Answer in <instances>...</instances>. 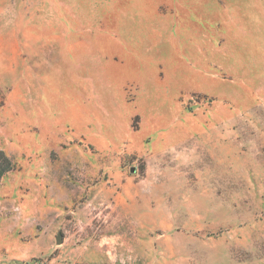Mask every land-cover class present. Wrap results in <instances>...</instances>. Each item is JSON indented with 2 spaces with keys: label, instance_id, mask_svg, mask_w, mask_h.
Here are the masks:
<instances>
[{
  "label": "rangeland",
  "instance_id": "374dc122",
  "mask_svg": "<svg viewBox=\"0 0 264 264\" xmlns=\"http://www.w3.org/2000/svg\"><path fill=\"white\" fill-rule=\"evenodd\" d=\"M0 150V264H264V0H0Z\"/></svg>",
  "mask_w": 264,
  "mask_h": 264
},
{
  "label": "trees",
  "instance_id": "16d2710c",
  "mask_svg": "<svg viewBox=\"0 0 264 264\" xmlns=\"http://www.w3.org/2000/svg\"><path fill=\"white\" fill-rule=\"evenodd\" d=\"M13 169V162L10 156L3 150H0V180L10 170Z\"/></svg>",
  "mask_w": 264,
  "mask_h": 264
},
{
  "label": "water",
  "instance_id": "95a60500",
  "mask_svg": "<svg viewBox=\"0 0 264 264\" xmlns=\"http://www.w3.org/2000/svg\"><path fill=\"white\" fill-rule=\"evenodd\" d=\"M57 242H58V243H61V242H62V238H61V236H58V238H57Z\"/></svg>",
  "mask_w": 264,
  "mask_h": 264
}]
</instances>
